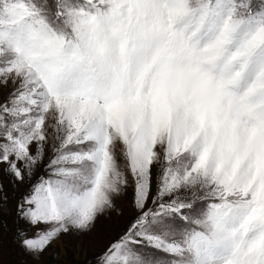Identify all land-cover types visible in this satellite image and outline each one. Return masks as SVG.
<instances>
[{
    "label": "snow or ice",
    "instance_id": "obj_1",
    "mask_svg": "<svg viewBox=\"0 0 264 264\" xmlns=\"http://www.w3.org/2000/svg\"><path fill=\"white\" fill-rule=\"evenodd\" d=\"M9 249L264 264V0H0V264Z\"/></svg>",
    "mask_w": 264,
    "mask_h": 264
},
{
    "label": "rangeland",
    "instance_id": "obj_2",
    "mask_svg": "<svg viewBox=\"0 0 264 264\" xmlns=\"http://www.w3.org/2000/svg\"><path fill=\"white\" fill-rule=\"evenodd\" d=\"M116 204L118 208L124 210L123 216H117L115 213L106 216H100L96 221L95 229L93 230V237L96 241V246L103 244L107 239L114 236L126 223L129 218L130 209L128 207L129 201L125 199H117ZM5 264L9 261H14L15 264H22L24 258L21 256H13L11 250H7L4 256ZM51 257H46L41 260L40 264H51Z\"/></svg>",
    "mask_w": 264,
    "mask_h": 264
}]
</instances>
